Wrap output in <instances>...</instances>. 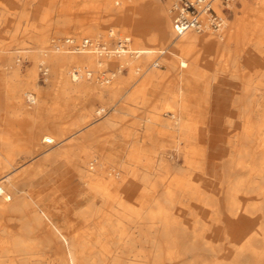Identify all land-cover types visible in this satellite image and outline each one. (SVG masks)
Wrapping results in <instances>:
<instances>
[{
    "label": "bare ground",
    "instance_id": "1",
    "mask_svg": "<svg viewBox=\"0 0 264 264\" xmlns=\"http://www.w3.org/2000/svg\"><path fill=\"white\" fill-rule=\"evenodd\" d=\"M80 1L97 9L82 18L59 14L54 19V10L67 7V0H23L26 7L17 17L31 46L24 38H11L22 41L16 47L0 39V68L8 74L5 117L31 120L25 136L15 137L16 126L6 119L0 126L1 173L13 166L15 155H41L43 143L50 147L20 182L2 184L12 173L0 178V244L11 247L0 249V264H264V96H254V60L264 48V24L254 36V15L264 18V13L240 0L241 14L229 19L217 0V28L202 12L199 29L178 33L176 0ZM255 1L264 9V0ZM12 6L0 0L5 12ZM2 9L0 21H11ZM73 24L80 30L72 31ZM243 67L248 71H240ZM220 72L240 85L231 98L234 115L226 118L230 153L221 157L217 181L205 174L206 149L200 147L192 160L188 146L198 124L206 122L210 87ZM137 75L143 76L140 86L166 87L161 93L166 102L148 98L144 88L128 93ZM83 97L90 105L69 123H41L44 112L59 117ZM116 97L124 103L116 101L120 104L109 112ZM95 100L106 104L95 107ZM70 133L69 139L86 141L64 142ZM126 134L138 140L127 145L131 152L144 141L152 144L155 154L141 169L93 155L106 147L109 136ZM59 160L68 161L92 196L102 200L79 208L89 223L80 235L64 230L57 217L23 192L46 162ZM110 201L117 207L116 222H97L95 215Z\"/></svg>",
    "mask_w": 264,
    "mask_h": 264
},
{
    "label": "rangeland",
    "instance_id": "2",
    "mask_svg": "<svg viewBox=\"0 0 264 264\" xmlns=\"http://www.w3.org/2000/svg\"><path fill=\"white\" fill-rule=\"evenodd\" d=\"M10 2H12L13 6L12 12H16L15 13H10V11L7 13L5 12V8L2 9V7H0V9L4 10L3 12H5V16H9L8 14H10L9 18L11 19V21L5 22V21H0V39H3L5 42H13L12 43V47L13 45L16 47L18 43L22 42V41H14L19 38H21V40L23 39V42H27L23 35V31L21 30L22 26H25V23H21L22 19L20 21H18V19L20 18V11L23 9L24 6V2L23 0H9ZM67 7L64 6V8H61L59 10L55 9L54 12L52 13V17L54 19H56V17L59 14H63L66 16H71L73 18H82L85 16H90L91 12H93L94 10L97 9V5L93 2L90 1H85L86 4H84L82 1L80 0H67ZM18 3V4H17ZM84 4V5H83ZM234 4V8L232 9V5L229 7L228 11H224L225 15H227V17L229 19H233L236 14H241V9L243 8L242 3L240 2V0L235 1ZM248 4L254 8V10H257L258 12H262L264 13V9L259 6L255 0H248ZM16 7V8H15ZM28 9L30 8V5L27 6ZM20 8V9H19ZM34 8V7H32ZM18 11V12H17ZM1 12V10H0ZM15 14V17H13V15ZM17 14L19 16V18L17 17ZM17 17V18H16ZM17 20H15V19ZM15 21V23H14ZM20 22V23H18ZM13 24H15L13 26ZM19 24L20 28L19 31L18 29L16 30V25ZM264 24V18L263 16L261 17V15H254V36L257 34L256 29L260 28L261 25ZM55 25H62L61 23H56ZM11 26H13L14 28H12ZM76 25L73 24L71 25L70 29L72 31H78L80 29H76ZM7 28H10L9 31ZM13 29V31L11 30ZM12 31V32H11ZM10 32V34H9ZM17 32V33H16ZM19 32V34H18ZM22 32V33H21ZM17 36L14 37L13 35ZM21 33V34H20ZM17 34V35H16ZM22 35V37H21ZM10 36V37H9ZM11 38H14L11 40ZM20 40V39H19ZM15 43V44H14ZM29 46H31V43L28 39ZM27 44H25L24 46H26ZM18 46H21V44H19ZM262 53L263 55L259 56L257 59L254 60V79L257 78L256 84L254 81V88L257 89V92L254 89V96L255 97H260L261 95L264 96V86H261L259 84H261V82L264 85V76H261V81H259L260 77L258 74L259 72H261L262 70L264 71V48L262 49ZM23 65H30V62L26 61L23 62ZM25 66H23V69H25ZM0 70L4 71L7 74V70L5 68H0ZM108 70V69H107ZM248 71V69L246 68H242L240 71ZM126 72V73H125ZM221 73V75H219ZM217 74L216 77V81L212 82V85L210 87L211 90V100L215 102H219L221 108L224 110L225 108L229 107V105L232 103L231 98L233 99V94L236 93L235 91H237V88L239 87L240 84L237 83L236 80L234 79H230L227 76V73L220 72ZM42 74V73H41ZM40 74L39 76V83L41 85H45L44 77ZM126 74V75H125ZM129 74V68H125L123 69L122 75L124 77H127V75ZM8 75V74H7ZM257 77H256V76ZM129 76V75H128ZM138 76V75H137ZM136 78H134L136 80V83L133 79V83L132 85L129 84L127 85L126 88H128V90L126 89V91L129 93L131 90L134 89H145L146 92V96L148 98L153 99H160L163 100L162 102H160V104L162 105L163 103H165L166 101L162 98L161 93L163 91H165L164 88L158 86L157 84L154 83H150V84H146L143 83V86L138 85L140 83V80H142L143 76H138ZM141 77V78H140ZM259 77V78H258ZM263 77V78H262ZM136 84V85H135ZM131 85V86H130ZM133 86V87H132ZM263 88V89H262ZM127 93V94H128ZM261 94V95H260ZM235 95V94H234ZM233 96V97H232ZM107 96L105 97V102L108 103L107 101ZM119 98V99H118ZM120 97H116V100H112V102H110L107 106V108L110 110L109 112L112 111V106H117L120 103H124L122 100L120 101ZM120 103H118V102ZM231 101V102H230ZM104 102V103H105ZM115 102V103H114ZM94 106L95 107H101L104 103L102 101H94ZM112 103V104H111ZM106 104V103H105ZM111 104V105H110ZM117 104V105H116ZM261 105L264 103H260ZM90 105L89 102V97H83L82 99L78 100L77 105L75 106L74 109H72L69 113H65L59 117H52L49 116L46 112H44V116L41 120V123H55V122H63V123H69L70 121H72L74 118L78 117L80 111L82 108H84L85 106L88 107ZM65 104H61L62 109L65 108ZM230 113L229 116H233L234 115V109L232 107V105H230ZM207 111V110H206ZM196 116V112L194 113ZM208 114H209V107H208ZM6 121H10L11 123H14L16 126V131L13 133L15 135V137H19V136H25L28 134V129L27 127L31 124V120L29 117H24V118H19V119H8V117H5ZM4 122L2 124H0V126H5L6 122ZM206 120V122L204 124L199 123L198 127H197V132L198 129L200 127H202V125H205L209 122V115L208 117H205V115L202 118V121ZM100 120L97 121H91V125H89V128L95 127L97 124H99ZM238 126V124L236 125V127ZM224 130H225V148L226 151L224 152V154L227 156V154L230 153V146L227 143L228 137H229V133H230V128L227 126L226 121L224 123ZM69 136H71V133L66 135L64 137L63 140H65L64 142H67V140H69V142H75L76 138L71 137V139H69ZM132 136L129 134H126L120 138H112L111 136H109L108 141L106 142V147L102 148V151L99 152L98 150L95 151L93 153V155L99 156V157H104L107 159V161H109V163H120L123 160H126V163H129V168L131 170H136V169H141V167L146 164L147 162H149L148 158L153 157L155 154V151L152 147V144L144 141L142 144V148L140 147L139 149H134L132 152L129 151L128 149V144L129 143H136L138 142L137 139L135 138H131ZM78 141L81 142H85V138L80 137ZM76 141V142H78ZM113 145V146H112ZM43 151H41V155H32V156H28L25 154L22 155H15L14 156V162H13V166L10 167V169L4 173H1L0 170V178L6 174V173H12L11 178L7 181H3L2 184H7V183H17L20 182L23 177L26 175V172H29L30 166L32 164H35L40 158L44 157L45 154L47 152H49L48 150H50V147H48L47 145H45L43 143ZM203 147L205 149L206 146L202 145L199 141L198 138L196 137V139H192L189 142V146H188V153L191 156V159L194 160L195 154L199 151V148ZM101 153V155H100ZM175 162L179 163L180 165H182L183 161H182V157H179V155H172ZM0 158H2L0 156ZM179 158V159H178ZM62 163L60 164V166H53L52 164H49V162H46V164H44L45 168L44 171L47 169V171H45L46 173L43 175V177H39L35 180L34 185H35V189L34 191L43 195L44 196V201L45 202H49V201H55V202H66L67 206L65 205H53V209H54V216L57 217V219L59 220L58 222L61 224V227L66 230V231H76V233H78L79 235L81 234V232L85 229V227L89 224H87V221L84 220V218L81 216L80 212H79V208L81 206H85V204H88L89 202L93 201L94 203H99L97 204L98 206L101 205L102 200L100 198H97V196H92V193H90L89 197L90 199H87L85 197H82V195H80V192H84V190H82L83 187H85L87 190H90L88 186H84L82 180L80 179V176L78 174V172L74 169V167L66 160H61ZM222 165H223V161L222 159H220L219 162V166L220 169H222ZM1 167V165H0ZM38 174H40L38 172ZM223 174V173H222ZM222 174L220 175V178L217 179V181H220L222 179ZM37 175V174H36ZM124 176H126V173H124ZM109 178H105V180H108ZM32 181L28 184L25 185L23 188V192L24 194H26L27 196L31 197L34 200V196L31 193V191H29V187L31 186ZM31 193V194H30ZM91 196V197H90ZM116 195L114 191H111V199L112 201L115 199ZM110 201L111 204H107L105 206L102 207L103 211L99 214L95 215V219H97V222H103V218H107L108 221H111L112 223L116 222L117 219V215H116V209L117 207L113 205V202ZM101 202V203H100ZM74 207L75 210H73L72 207ZM80 206V207H79ZM3 215L0 214V218H2ZM3 219H0V221H2ZM124 226L126 227L127 224L124 222L123 223ZM74 226V227H73ZM126 229H129L128 227ZM232 232V231H231ZM234 233V232H233ZM235 233H237V231H235ZM234 233V234H235ZM4 237V240L6 238H8V236H2ZM96 238V237H95ZM228 242V241H227ZM227 244V243H226ZM228 245V244H227ZM9 248L11 249V247H9V245H5L0 244V249H4V248ZM112 248L114 249V247L112 246ZM135 248L139 249L140 245L135 246ZM12 254V253H10Z\"/></svg>",
    "mask_w": 264,
    "mask_h": 264
},
{
    "label": "crops",
    "instance_id": "3",
    "mask_svg": "<svg viewBox=\"0 0 264 264\" xmlns=\"http://www.w3.org/2000/svg\"><path fill=\"white\" fill-rule=\"evenodd\" d=\"M6 85H7V74L4 71L0 70V124L4 122L5 113L7 110L8 96L6 92ZM230 108L231 107L229 105V107L223 110L219 102L214 103V101L211 100L210 98L209 122L205 125H202V127H200L197 132L198 141L202 145L206 146L207 148L206 149L207 159L205 161V174L211 178H214L215 180L219 179L220 175L223 172L222 169H220L219 162H220L221 157L225 155L224 152L226 151V148H225L226 134L224 130L225 129L224 123L226 121L227 116H229ZM61 163L62 161L59 160L53 163L52 165L60 166ZM47 169L45 171H47ZM45 171H43L42 173L34 177V179L32 180V184L29 187V191L32 190L31 193L34 196V201L36 202L38 206L49 211L51 214H54L53 212L54 209L52 206L53 205L67 206L66 202H62V203L55 202V201L45 202L44 196L34 191L35 180L39 177L42 178L43 175L46 173ZM82 190H84V192L83 191L80 192V195H82V197H85V198L89 197L90 195L89 190H87L85 187H83ZM87 199H90V198H87ZM72 208L73 210H75L74 207Z\"/></svg>",
    "mask_w": 264,
    "mask_h": 264
},
{
    "label": "built area",
    "instance_id": "4",
    "mask_svg": "<svg viewBox=\"0 0 264 264\" xmlns=\"http://www.w3.org/2000/svg\"><path fill=\"white\" fill-rule=\"evenodd\" d=\"M217 0H176L173 6L174 26L178 33L190 28L201 27L200 14L208 12L211 16V27L217 28L220 24V17L213 7V3ZM232 1L237 0H218V3L226 12Z\"/></svg>",
    "mask_w": 264,
    "mask_h": 264
}]
</instances>
